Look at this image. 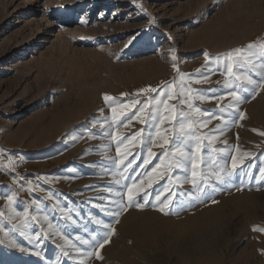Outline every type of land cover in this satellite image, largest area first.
Masks as SVG:
<instances>
[{
  "label": "rangeland",
  "instance_id": "obj_1",
  "mask_svg": "<svg viewBox=\"0 0 264 264\" xmlns=\"http://www.w3.org/2000/svg\"><path fill=\"white\" fill-rule=\"evenodd\" d=\"M229 64L264 81V0H0V264H85L113 233L115 209L150 212L177 177L182 196L164 213H232V227L211 230L196 253L264 264V117L252 110L261 89L229 75ZM233 156L237 174L209 179L225 163L231 170ZM193 164L203 192L183 183ZM165 245L145 248L142 264H174L181 249Z\"/></svg>",
  "mask_w": 264,
  "mask_h": 264
},
{
  "label": "bare ground",
  "instance_id": "obj_2",
  "mask_svg": "<svg viewBox=\"0 0 264 264\" xmlns=\"http://www.w3.org/2000/svg\"><path fill=\"white\" fill-rule=\"evenodd\" d=\"M261 77L264 79V75ZM260 89L261 95L259 99L255 101L252 108L253 112H256L254 116L256 120L260 117H264V89ZM200 177H202V174H200ZM141 181L143 180H140V183ZM172 183L175 189L172 192L173 194L171 197L166 196L164 199L160 197L159 201L156 199L157 206L154 205L155 209L150 212H145L142 209L136 208L137 210H129L124 215L120 214L118 217L116 216L115 222H112L115 232L114 234L112 233L113 235L110 233L111 236L109 235L106 239L104 233L107 230L104 229V231L101 229L104 231V233H102L104 238L103 242H107L104 243L102 248L99 247L97 249L98 251L96 253H98V255H96L94 259H86L85 264H100L101 260L114 262L116 264H142L145 259L143 251L145 248L155 255V252H157L156 247L161 245V248L164 249L163 246L165 244L170 251L181 249V251H177V253L180 252L181 255L174 264H217L212 258L211 253L207 255L196 253L194 244L205 239L211 230L215 231V228L219 227L220 224L226 223L227 229H230L232 227V213H230L231 215H227L226 211L219 205H212L203 209H193L191 211L190 209L194 206H190L188 208L190 212L187 211L188 213L185 215L173 217L171 213L169 214L171 216H169L168 213H164L165 211L162 212L159 210L160 207H162V202L170 200L175 195H178L177 199L182 196H180L179 193L177 194L178 189L181 188L177 180L172 179L170 184ZM138 185L140 186V184H137L135 189L138 188ZM146 185L148 184H145V186ZM155 201L150 204H155ZM179 201L180 200H178V202ZM251 201H253V199L246 198L242 200L239 206L248 209ZM180 206L184 207L185 205L180 204L179 207ZM148 208H151V206L149 205ZM233 208L234 207H231L229 211H233ZM117 212H120V210L115 209V213ZM117 220L119 221L118 223ZM259 263L261 262H258V264Z\"/></svg>",
  "mask_w": 264,
  "mask_h": 264
},
{
  "label": "snow or ice",
  "instance_id": "obj_3",
  "mask_svg": "<svg viewBox=\"0 0 264 264\" xmlns=\"http://www.w3.org/2000/svg\"><path fill=\"white\" fill-rule=\"evenodd\" d=\"M252 47H253V45H251V44L248 46L249 49H251ZM236 51H237V52H240L241 50L238 49V50H236ZM228 58L231 59V54H229ZM248 62L250 63L251 61H248ZM174 67H175V65H174ZM227 73H228L229 75H233V76H235V78H236L237 80H244V81H247L248 84L256 85L258 88H262V89H264V81L257 82V81H255V80H253V79H252L250 76H248V75H236V74L233 72V65H231V64H229V66L227 67ZM166 87H170V85H167ZM140 91H141V92H152V93H156V92H157V89H155V88H145V89H141ZM159 95H160V96H164V95H165L164 91L161 90V91L159 92ZM229 95H230V96L232 97V99H233L234 101H236L237 103L242 102V101H241V97L238 95V93H237L236 91H232V92H230ZM167 98L170 99L171 97L169 96V97H167ZM104 99H105V101H112V100H114L113 97H111V96H109V95H107V94H105ZM149 102H153V101H149ZM134 103H139V101H136V102H134ZM154 104H155V106H156V111H159L160 105H163L164 108H165V110L168 109V105H167V103H166V100H155V101H154ZM123 107H126V106H123ZM147 107H148V103H145V104L143 105V107H141L138 111L141 112V113H143L144 109L147 108ZM189 107H191V104H189ZM111 111H112L113 114H117V113H118V108H117V107H112V108H111ZM196 111L199 112L200 109L197 108ZM119 114H120V115H123L122 112H120ZM239 118H240V119H243L244 117H243V115H241ZM165 119H167V117H165ZM205 126H206V125H205ZM180 127H181V131H184L185 126H184L183 124H181ZM156 134H157V136H159V131H157ZM261 135H264V133H261ZM164 143H165V144L168 143L167 139H165ZM161 147H163V145H161ZM0 151H2V150H0ZM117 151H119V148L117 149ZM197 152H199V147H197ZM148 155H149V157H151V156L154 155V154L152 153V151H151L150 148H149ZM163 155H168V153L165 151V152L163 153ZM184 155H185V154L181 151V152H180V156H181V157H184ZM245 155H247V154H245ZM187 158L190 159V158H191L190 155H189ZM118 163L121 164V165H123V160L118 161ZM144 163L147 164V163H149V161H148V160H145ZM131 164H132V161H128V165H126L125 167H130ZM163 164H164V161L162 160V161L160 162V164L157 165L156 168L153 169V172H156L157 169L160 168ZM231 164H232L231 170H229L227 163H225L224 165L220 166V167L218 168L217 171L212 172L211 175H210V177H209V179H214V180H215L216 182H218V183H224L228 178H230V177H232L233 175L237 174V169L241 166L242 161H239V160L237 159V157L233 156V157L231 158ZM173 167H177V168L181 167V163H180V161H177V162L175 163V165H173ZM198 167H199V165H197V164H193V165H192V169H193V170H192V172H191V178L185 177L184 180H183V183H191V184L193 185V187H194L197 191H199V192H203L204 189H205L206 187L209 186V184L207 183V180H203V179H202L200 182L197 181V177L200 176V173H198V172L196 171V169H197ZM262 175H264V172H262ZM159 178H160V179H163V178H164V174H163V173H160V174H159ZM125 179H127V177H125ZM170 179H171V178H170ZM177 180H179V177H177ZM117 183H119V181H117ZM141 183H143V182H141ZM148 186L151 187V183H149ZM136 187H137V185H136V182L134 181L133 184H132V186L127 188V195H128V201H129V202H131V201L133 200V189L136 188ZM162 191H163V192H169L170 189H168V188H164ZM7 199H8V201H9V203L11 204V202H12V197L9 196V197H7ZM156 199H157L158 201L160 200V194L157 195ZM214 202H215V201H214ZM146 203H147V200H145V204H146ZM170 203H171L170 200L165 201V202H162V207H160L159 210L163 212L166 208H168V207L170 206ZM130 206H132L131 203H129L128 205H125V206L121 207V211L115 213V215L118 217L123 211H126V210H127V207H130ZM136 206L142 208V207H144V204H136ZM165 214H167V213H165ZM0 215H3V213H0ZM28 215H29V214H28L27 211H25V212L22 214V216H21V220H22V222H23V221H26V220L28 219ZM118 222H119V221L117 220V223H118ZM97 223H100V221H97ZM109 227H110V226H109ZM254 230H259V229H255V228H254ZM2 231H4V229H3V228H0V232H2ZM112 232H113V233L115 232V229H114V228L112 229ZM6 235H7V233H6ZM106 242H107V241H104V243H106ZM104 243H100V244L98 245V247H101V248H102V247L104 246ZM12 246H13V247H16L17 245L13 244ZM21 251H24V249L21 248ZM96 255H98V253H96ZM100 258H102V257H100Z\"/></svg>",
  "mask_w": 264,
  "mask_h": 264
}]
</instances>
